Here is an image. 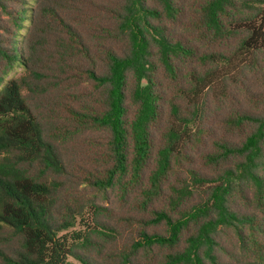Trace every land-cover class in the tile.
<instances>
[{"label": "trees", "instance_id": "1", "mask_svg": "<svg viewBox=\"0 0 264 264\" xmlns=\"http://www.w3.org/2000/svg\"><path fill=\"white\" fill-rule=\"evenodd\" d=\"M0 264H264V0H0Z\"/></svg>", "mask_w": 264, "mask_h": 264}, {"label": "rangeland", "instance_id": "2", "mask_svg": "<svg viewBox=\"0 0 264 264\" xmlns=\"http://www.w3.org/2000/svg\"><path fill=\"white\" fill-rule=\"evenodd\" d=\"M7 36H8V35H5V36H4V39H6V38L8 39L9 37H7ZM7 39H6V40H7ZM11 75H14V74L12 73Z\"/></svg>", "mask_w": 264, "mask_h": 264}]
</instances>
